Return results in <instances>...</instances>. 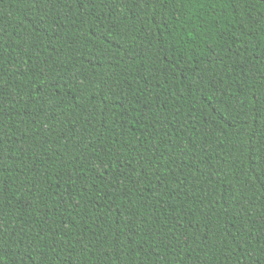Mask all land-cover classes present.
<instances>
[{
    "label": "trees",
    "instance_id": "1",
    "mask_svg": "<svg viewBox=\"0 0 264 264\" xmlns=\"http://www.w3.org/2000/svg\"><path fill=\"white\" fill-rule=\"evenodd\" d=\"M0 264H264V0H0Z\"/></svg>",
    "mask_w": 264,
    "mask_h": 264
}]
</instances>
